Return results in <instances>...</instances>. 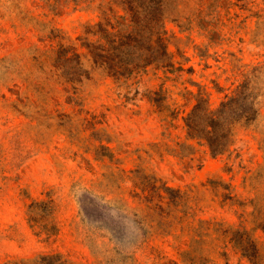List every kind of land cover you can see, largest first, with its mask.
I'll use <instances>...</instances> for the list:
<instances>
[{
	"label": "rangeland",
	"instance_id": "rangeland-1",
	"mask_svg": "<svg viewBox=\"0 0 264 264\" xmlns=\"http://www.w3.org/2000/svg\"><path fill=\"white\" fill-rule=\"evenodd\" d=\"M111 1L0 0V264H264V0H171L119 72ZM241 85L213 156L186 119Z\"/></svg>",
	"mask_w": 264,
	"mask_h": 264
},
{
	"label": "trees",
	"instance_id": "trees-1",
	"mask_svg": "<svg viewBox=\"0 0 264 264\" xmlns=\"http://www.w3.org/2000/svg\"><path fill=\"white\" fill-rule=\"evenodd\" d=\"M171 0H112L111 10L123 11L118 15V28L106 27L105 35L109 43H119L112 47L108 55L111 68L119 72L116 60L137 58L142 65L152 63L150 48L140 47L134 43H165L162 30L166 19L165 8ZM166 49V48H165ZM244 86H239L226 95L216 109L202 108L201 98L186 119L188 136L205 145L213 156L224 154L235 142V127L240 121L248 122L252 119L253 109L243 97Z\"/></svg>",
	"mask_w": 264,
	"mask_h": 264
}]
</instances>
